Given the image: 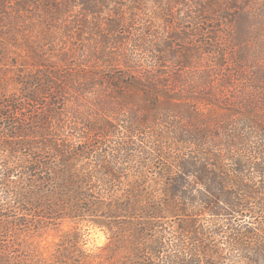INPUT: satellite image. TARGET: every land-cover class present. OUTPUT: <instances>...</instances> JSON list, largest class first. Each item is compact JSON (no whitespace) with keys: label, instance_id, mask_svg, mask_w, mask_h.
<instances>
[{"label":"trees","instance_id":"1","mask_svg":"<svg viewBox=\"0 0 264 264\" xmlns=\"http://www.w3.org/2000/svg\"><path fill=\"white\" fill-rule=\"evenodd\" d=\"M226 2L180 4L193 5L194 16L204 21L212 20V6H220V16L231 21L236 2ZM50 4V15L77 6L85 19L68 27L72 35L55 56L57 63L43 57L48 64L38 72L23 71L26 80L18 81L17 94H1L0 264H264V128L257 117L238 110L243 105L249 114L246 108H254L255 99L227 89L255 67L246 65V48L232 65H224L223 53L213 58L222 70L223 118L206 123L204 104H212L217 90L200 56L175 48L186 32L153 45L134 38L124 47L120 8L97 39L87 16L98 11L99 0ZM237 30L239 38L242 27ZM208 33L216 43L215 33ZM85 41L90 44H81ZM142 53L147 60H140ZM170 56L176 68L160 70ZM96 81L102 89L98 108L113 105L110 98L122 101L125 137L148 134L151 146L146 139L136 147L126 140L110 155L102 151L100 142L115 132L108 121L115 119L116 108L101 114L100 122L82 115L81 126H75L78 107L89 104L80 103L97 88ZM33 106L39 110L27 115ZM134 150L140 154L135 159ZM92 158H98L97 168L91 167ZM203 217L210 222L201 223ZM63 221L72 229L61 236L52 258L29 250L22 236ZM90 228L106 236L95 251L83 248Z\"/></svg>","mask_w":264,"mask_h":264},{"label":"rangeland","instance_id":"2","mask_svg":"<svg viewBox=\"0 0 264 264\" xmlns=\"http://www.w3.org/2000/svg\"><path fill=\"white\" fill-rule=\"evenodd\" d=\"M60 1L0 0V97L3 96L1 94H17L20 89L19 82L26 80V76L22 75L23 71L38 72L42 66L48 64L47 61H42L46 56L49 59L52 58L54 63H57V59H54L55 56L64 46L67 47L66 45L69 44L68 35H72L71 31L68 32V27L77 19H85L84 13L77 6H70L65 11H62V14L56 11L55 14L50 15V3L59 6ZM215 1L219 2V4H227L226 1L229 2L230 0ZM80 2H87V0H80ZM235 2V5L229 10L232 16L231 21H229V18L220 16V6L216 5L212 6L215 12L210 9V13L213 14L211 16L212 20L204 21L194 16L192 11L194 9H190L193 5L187 4V6H183L180 4L181 0H135V5L131 0H107V2L99 0L98 11L89 15V17L87 16V20L94 30V37L98 39L99 34L106 29L105 23L111 14L114 13L116 8H120L125 17L123 25L126 30L121 33L124 47L126 45L129 46L130 44L128 43L132 42L134 38L144 39L145 42H152L153 45L157 41L161 43L167 40L168 36L172 33L174 34V32H179V34H181L180 32H186L180 35L185 36V39L182 42H176L175 48L180 50V47H184L192 50L191 55L195 52V56H200L201 67L203 66V68L207 69L210 74L209 84L215 86L218 91L213 90L214 99H212V104H204L207 110V114H204L207 116V118L204 116V122L206 121V123L214 118H223L221 106L225 92H221L218 88L222 70L215 68L213 58L223 53L226 58L224 65H232L240 49L245 47L246 52L244 54L247 55L248 60L246 65H253V62H255V67L247 69V77H235L234 86L227 89H233L238 97L249 95V98L255 99L254 108H246V110H251L249 114L243 110V105L238 110L249 115L250 119L257 117L259 120V125L257 126L264 128V0H235ZM238 25L242 27V33L239 38L236 35L239 33L237 30ZM69 29L74 31L73 27ZM208 29L215 33L216 43H214V40L209 39L208 35L210 33L206 34L209 32L207 31ZM196 30H200L197 31L199 35L193 34ZM88 38L89 36L84 37V39ZM204 42L211 43V45L204 46ZM81 44L87 45L90 42L85 41ZM35 52H38L42 59L39 56L34 57ZM138 56L140 60L143 59L145 61V59H148V56L143 53L138 54ZM52 60L50 59V61ZM172 60L174 59L171 56L168 57L167 62H170L161 64L163 67L160 66V70L170 72L171 69H175L176 67L173 66ZM228 68L230 67L228 66ZM100 83L96 81L97 88L88 92L86 99H83L80 103L89 104L85 108L78 107L79 113L75 126H81L82 115L93 117L99 121L102 119L100 117L101 114L116 108L118 110L116 116L112 117L115 119H109L108 121L110 124L112 123L113 131L115 132L100 142L102 144L99 147H102V151L110 155L114 150H117L119 144L125 143L126 140H133L132 142H135L134 146L136 147V143L140 145V142L146 139L147 146H151L148 134H138L130 140L125 137L128 129L125 120L120 121L124 119L120 115L126 114L124 110H121L122 105L120 102L122 101L110 98V101L114 102L113 105H102V109L98 108V99L102 90ZM228 95L226 93V96ZM128 109L130 112L131 106ZM38 110L39 108L33 106L27 109L26 114L31 116L30 113L35 114ZM234 121L242 122V119L238 120L234 115ZM66 123L70 124L69 121ZM0 124L2 127L4 126V122L0 121ZM258 140L259 138H255L254 141ZM98 143L96 142L95 144L98 145ZM23 153L24 151H22ZM4 154L5 151L0 146V162H2L1 159L3 160ZM130 154L133 157L134 155L140 156L135 150ZM98 164V158H92L91 167L97 168ZM131 167L141 171L138 165H132ZM131 174L133 176L139 175L134 170H131ZM201 219V223L210 222L207 217ZM251 220L254 223L256 222V220ZM70 229H72V223L63 221L58 225V228H50L37 234L22 237L29 250L34 252V254L40 255L43 259L49 260L55 253L56 245L59 243L61 236L64 233H68ZM83 237L86 240V244L83 246L86 251H95L96 247L106 243L104 232L97 228H90Z\"/></svg>","mask_w":264,"mask_h":264}]
</instances>
